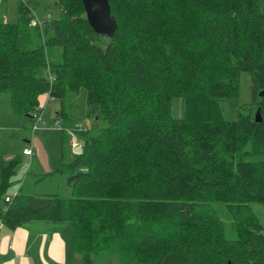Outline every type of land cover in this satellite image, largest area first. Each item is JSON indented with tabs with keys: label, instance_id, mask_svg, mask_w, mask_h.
<instances>
[{
	"label": "trees",
	"instance_id": "1",
	"mask_svg": "<svg viewBox=\"0 0 264 264\" xmlns=\"http://www.w3.org/2000/svg\"><path fill=\"white\" fill-rule=\"evenodd\" d=\"M109 2L112 38L89 24L82 0H57L47 38L24 1L17 22L0 20V92L14 108L36 118L40 95L63 101L85 89L100 121L80 131L82 153L60 169L69 198L9 194L24 153L7 158L0 146V225L71 224L82 264L100 253L124 264H264L252 208L264 204V160L245 159L264 156V0ZM242 71L261 122L250 111L223 117L219 100L238 97ZM176 96L182 118L171 115ZM57 116L77 122L64 107Z\"/></svg>",
	"mask_w": 264,
	"mask_h": 264
},
{
	"label": "rangeland",
	"instance_id": "2",
	"mask_svg": "<svg viewBox=\"0 0 264 264\" xmlns=\"http://www.w3.org/2000/svg\"><path fill=\"white\" fill-rule=\"evenodd\" d=\"M21 1L29 3L28 16H32V21L42 24L44 38H47L52 33V29L46 27L45 22L52 18H58L61 14V7L57 0H5L4 2L0 0V20L17 22ZM98 43L104 46V38ZM252 85L251 75L247 71H242L238 97L219 100L224 119L230 122L235 121L239 112L247 113L250 111L253 115L256 114V106L251 105L253 99ZM71 95L63 101L60 98L49 97L48 93L40 95V104H42L40 112L43 111V121L38 122L36 118L26 116L14 108L9 92H0V146L10 157L21 156L24 147L30 143L35 145L37 151H40L37 156L33 157L22 154L23 159L16 167L12 185L8 190L9 194L14 195L20 191L31 195L71 197V187L68 185L69 174L60 171V169L64 164L71 163L77 154L82 153L77 152V148L83 147L84 143L80 132L66 131L57 126V122L64 126L67 124L57 119L56 112L64 107L71 113L74 120L82 125L91 128L100 125V121H95L88 116L85 89L73 92ZM43 96H46L44 101ZM47 97L50 100L46 103ZM185 107L184 97H174L171 115L174 118H182L185 115ZM245 159L259 161L264 160V156L246 155ZM252 208L264 223V204L253 203ZM228 222H230L229 218ZM234 233L233 227L231 228L227 224L228 236L233 237ZM94 264L124 263L118 259V254L100 253L95 256Z\"/></svg>",
	"mask_w": 264,
	"mask_h": 264
},
{
	"label": "crops",
	"instance_id": "3",
	"mask_svg": "<svg viewBox=\"0 0 264 264\" xmlns=\"http://www.w3.org/2000/svg\"><path fill=\"white\" fill-rule=\"evenodd\" d=\"M45 97H42L43 101ZM57 119L62 118L57 116ZM25 147H31L34 151L33 155L26 156L33 157L40 153L31 143ZM6 157L11 158L7 154ZM0 264H82V254L74 249L71 224L59 229L44 220H36L16 229L1 224Z\"/></svg>",
	"mask_w": 264,
	"mask_h": 264
},
{
	"label": "water",
	"instance_id": "4",
	"mask_svg": "<svg viewBox=\"0 0 264 264\" xmlns=\"http://www.w3.org/2000/svg\"><path fill=\"white\" fill-rule=\"evenodd\" d=\"M86 10V17L89 24L100 35L112 38L118 28L116 19L112 15L109 0H82ZM263 120L261 110L258 108L255 114V121ZM82 146L77 152H82Z\"/></svg>",
	"mask_w": 264,
	"mask_h": 264
},
{
	"label": "built area",
	"instance_id": "5",
	"mask_svg": "<svg viewBox=\"0 0 264 264\" xmlns=\"http://www.w3.org/2000/svg\"><path fill=\"white\" fill-rule=\"evenodd\" d=\"M33 23L35 24V23H37V22H34L33 21ZM54 79V77H52V80ZM42 113H43V111H38V113L35 115L36 116V119H37V121L38 122H42L43 121V119H42ZM57 126L59 127V128H61V129H63V130H66V131H74V132H80V131H86L87 129H88V126H86V125H82L81 123H79V122H76L74 125H72V126H64L62 123H60V122H57ZM23 153H24V155H29V156H31V155H33L34 154V151H33V149L31 148V147H25L24 149H23ZM11 200V198L10 197H7L6 198V201H10Z\"/></svg>",
	"mask_w": 264,
	"mask_h": 264
}]
</instances>
